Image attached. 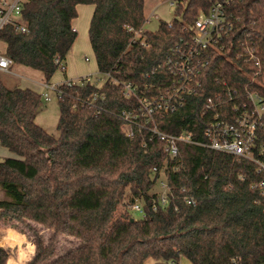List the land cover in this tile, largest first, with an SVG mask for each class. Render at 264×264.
I'll list each match as a JSON object with an SVG mask.
<instances>
[{"label": "trees", "instance_id": "obj_1", "mask_svg": "<svg viewBox=\"0 0 264 264\" xmlns=\"http://www.w3.org/2000/svg\"><path fill=\"white\" fill-rule=\"evenodd\" d=\"M171 1L174 17L139 36L144 0H25L20 22L0 30L10 67L36 69L48 83L56 70L64 71L77 36L71 25L76 6H93L88 40L101 78L58 85L56 135L35 123L44 98L6 85L0 75V144L14 154L0 158V216L25 221L32 231L34 252L25 264H177L181 258L190 264H264V194L256 185L262 174L252 162L188 143H178L169 159L163 142L150 138V127H134L129 138L113 118L137 106L115 80L132 83L137 96L147 87L149 94L165 88L169 76L162 62L169 49L191 35L194 21L218 0ZM222 1L234 25L224 48L239 50L241 41L264 57V0ZM228 54L232 59L214 55L198 91L157 117L159 131L202 140L207 104L227 100V90L256 88L239 71L234 52ZM256 143L264 148V124ZM153 168L164 172V206ZM80 188L99 195L72 214ZM190 198L196 204L185 201ZM135 200L143 209L138 219L130 212ZM71 216L79 242L57 256L58 235L67 232ZM29 221L48 228V237ZM8 257L0 246V264Z\"/></svg>", "mask_w": 264, "mask_h": 264}, {"label": "built area", "instance_id": "obj_2", "mask_svg": "<svg viewBox=\"0 0 264 264\" xmlns=\"http://www.w3.org/2000/svg\"><path fill=\"white\" fill-rule=\"evenodd\" d=\"M25 0H1L0 1V30L7 24L19 23L21 20V8ZM228 2V0H226ZM171 4L173 2L171 1ZM19 18V20L17 19ZM227 14L224 1H215L207 13L194 21L191 35L181 37L165 56L162 66L169 78L165 79V88L158 93L149 94L150 87L146 88L144 96H137V87L130 82L115 80L123 88L126 98L135 96L137 106L122 110L114 116L119 127H122L126 137H133L134 127H150V138L156 137L164 144L166 157H176L178 143H188L206 147L208 149L229 154L237 159H246L256 166L258 173L262 174L257 182V187L264 194V148L257 145V131L264 124V57L253 52V48L240 41L239 50L225 49L224 41L233 31V21ZM148 21L146 18L145 22ZM20 29L23 31L24 27ZM143 28L135 35L139 36ZM231 45V44H230ZM234 52L236 60L241 64L238 69L256 88L252 91L245 90L236 93L227 90V100L218 103H209L205 106L203 116L206 119V127L202 140H195L190 133L167 134L157 129L156 119L164 114L174 112L179 108L187 96L195 94L201 87V74L207 69L214 55H222L225 59H232L228 52ZM11 60L0 54V73H7ZM155 68L150 72L153 74ZM82 80L95 82V76H83L75 80H65L66 83H81ZM95 80V81H93ZM102 80V79H101ZM58 85L45 84V90H53L58 96ZM45 101L50 98L47 92L42 94ZM220 105V106H219ZM219 106V107H218ZM149 138V139H150ZM158 172L156 179L157 195L162 206L168 201V188L163 169L153 168ZM186 202L196 204L193 198ZM155 208V205L153 206ZM130 212L143 216L142 203L139 200L130 207Z\"/></svg>", "mask_w": 264, "mask_h": 264}, {"label": "rangeland", "instance_id": "obj_3", "mask_svg": "<svg viewBox=\"0 0 264 264\" xmlns=\"http://www.w3.org/2000/svg\"><path fill=\"white\" fill-rule=\"evenodd\" d=\"M144 15L145 18L148 19L144 23L143 30H155L157 27V24L160 20L162 21H170L174 17V5L171 4V0H144ZM83 15L81 16L82 19ZM19 20V18L17 17ZM89 21H85V24L79 25V34L81 39L83 36H85L86 41V48L84 52H87V56L89 58V64H86L89 66V69L93 72L92 78L95 76L96 78H101L100 75L97 73V69L95 67L96 62L93 57V54L91 50H87L89 46L87 47L88 40H87V34L82 31L84 28H88ZM82 26V27H81ZM5 44L3 41L0 40V54L4 52ZM83 58V54H82ZM70 70V69H69ZM12 74L7 73H0V75L3 77L4 82L6 85H11L12 83H18L21 87H28L32 88L34 91L39 92L40 94L44 92H47L50 100L44 101L42 100V107L39 111V113L36 116L37 122H41L43 128L51 134L56 135V124L58 119V107H57V95L55 91L53 90H44L42 87L43 82L45 80L43 79L41 73L33 68L21 66V65H14L12 67ZM68 73V71H67ZM63 80V72L61 69L56 70V72L52 75L50 78V81L52 83H60ZM95 81V80H93ZM103 81V80H102ZM102 81H98L97 83H100ZM107 127V126H103ZM102 135H104L105 132H101ZM115 135H118L116 132ZM117 137V136H116ZM14 154L10 152L6 147L2 146L0 144V158L4 157H13ZM156 191V187L152 190V192ZM98 193L86 189V188H80L75 196V199L73 200L71 204V213H75L77 209H81L84 206L91 205L97 200ZM1 198V193H0ZM134 219H138L141 217L139 213H133ZM76 216L73 218L71 216L69 221V229L65 234H59L57 238V242L55 244V255H61L67 252L70 248L74 247L78 244L79 239L76 234ZM27 222H22L18 220H11L9 217H2L0 216V231L1 230H7L8 228H11L13 232H19L27 237V240L31 241L33 244L34 236L31 230L28 229L26 226ZM28 224L32 227V229H35L38 231L40 235H42L44 238H47L49 235V229L45 226L29 221ZM9 230V229H8ZM14 239V238H12ZM34 245V244H33ZM9 254L15 253V249L8 250ZM177 264H190L189 261L185 258H181Z\"/></svg>", "mask_w": 264, "mask_h": 264}, {"label": "crops", "instance_id": "obj_4", "mask_svg": "<svg viewBox=\"0 0 264 264\" xmlns=\"http://www.w3.org/2000/svg\"><path fill=\"white\" fill-rule=\"evenodd\" d=\"M76 11H77V16L72 20L71 25L73 29L76 31L77 36L66 56L65 68H64V71H62L63 80L61 82H63L64 80H75L83 76L92 75L93 73L89 69V66L86 65V64H89L90 60L87 56V52H84L86 48L85 36H83V38L81 39L80 34H79V31H80L79 25L82 24L83 26V24H85V21H90V18L93 12V6L85 5V4H78L76 6ZM82 15L83 17L81 19ZM82 31L85 33V35L87 34V40H88V28H84ZM88 46L89 48L87 50L89 51L91 50L89 40H88L87 47ZM82 54H83V58H82ZM11 71H12V67H9V71L7 72V74H12ZM60 83H52L49 80L48 83L43 82L41 84H42V87L44 88L45 84L57 85ZM14 84L15 83H12L11 85H8V86H12ZM16 84L20 88H28V87H21L18 83ZM28 89L33 90L32 88H28ZM34 92L36 94H40L39 92H36V91ZM43 93H41L40 95L42 96ZM35 123L43 128L42 124H40L41 122L39 121L37 122L36 118H35ZM8 229L7 230L3 229L0 231V246L10 251L11 249H15V253L11 255L9 254L6 264H25V262L28 261L33 255L34 245L32 244L31 241L27 240V237L25 235L19 232H16V231L13 232L11 228H8Z\"/></svg>", "mask_w": 264, "mask_h": 264}]
</instances>
